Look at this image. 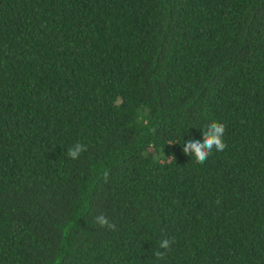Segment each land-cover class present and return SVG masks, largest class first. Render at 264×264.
Segmentation results:
<instances>
[{
    "label": "trees",
    "instance_id": "obj_1",
    "mask_svg": "<svg viewBox=\"0 0 264 264\" xmlns=\"http://www.w3.org/2000/svg\"><path fill=\"white\" fill-rule=\"evenodd\" d=\"M0 264H264V0H0Z\"/></svg>",
    "mask_w": 264,
    "mask_h": 264
},
{
    "label": "clouds",
    "instance_id": "obj_2",
    "mask_svg": "<svg viewBox=\"0 0 264 264\" xmlns=\"http://www.w3.org/2000/svg\"><path fill=\"white\" fill-rule=\"evenodd\" d=\"M202 138H193L183 141L182 152L190 158H194L196 162H204L213 151L219 153L223 152L226 145L223 141V136L225 133V127L222 123L215 121L209 122L206 127H202ZM85 151V147L82 144H75L72 148L68 149L67 156L72 160H76L80 154ZM101 227L107 225L108 221L104 217H99L98 221ZM171 241L168 239L161 240L159 243V248L168 250ZM164 253H159L162 256Z\"/></svg>",
    "mask_w": 264,
    "mask_h": 264
}]
</instances>
